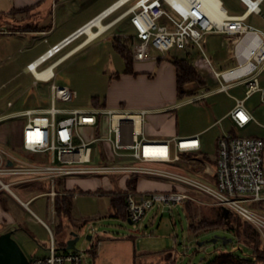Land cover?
<instances>
[{
    "label": "built area",
    "instance_id": "2783aa9c",
    "mask_svg": "<svg viewBox=\"0 0 264 264\" xmlns=\"http://www.w3.org/2000/svg\"><path fill=\"white\" fill-rule=\"evenodd\" d=\"M238 1L245 6L242 15H229L220 2L224 10L220 22L209 18L198 0H126L100 22L103 24L109 16L128 6L114 22L127 19L132 27V62L155 60L152 51L161 54L162 58L173 51L195 54L192 65L208 86L215 82L219 85L218 92L226 93L233 87H243V99L234 98L235 105L226 116L235 129L243 130L251 123L257 124L246 108V102L258 95L259 102L264 105V82L261 81L264 75V31L247 23L250 16L261 14L264 0ZM92 20L26 66L34 79V86L38 83L47 85L51 106L12 116L26 118L21 128L20 149L32 155L49 153L50 157L46 163L8 158L11 164L7 165L0 152V186L8 187L3 184L2 177L23 178L18 183L46 182L50 189L45 196L54 204L58 195L55 190L57 180L98 175H121L126 179L162 178L171 183L170 190L122 192L126 221L138 223L155 206L184 205L195 202L194 197L200 195L211 205L236 214L264 236V215L254 207L264 202L263 139L224 133L216 140L214 160L196 162L191 158L184 159L182 155L200 152L198 136L175 137L162 142L148 140L143 133L149 114L146 110L105 108L84 111L55 107L57 102L68 103L76 98L69 88L54 83V71L87 45L82 46L88 38L82 29ZM91 30L97 28L91 27ZM207 35L223 37L226 58L233 62L232 66L221 71L214 69L201 43ZM82 37L86 39L48 64ZM96 144L100 146L96 157L103 155L112 163H93V146ZM116 161L121 164H113ZM177 163L184 171H171L160 166ZM63 194L77 198L76 193ZM46 229L49 233L46 254L28 260V264H85V252L57 249L51 230Z\"/></svg>",
    "mask_w": 264,
    "mask_h": 264
},
{
    "label": "rangeland",
    "instance_id": "374dc122",
    "mask_svg": "<svg viewBox=\"0 0 264 264\" xmlns=\"http://www.w3.org/2000/svg\"><path fill=\"white\" fill-rule=\"evenodd\" d=\"M114 1L63 0L61 5L54 10L53 17L49 10L44 25L48 27L54 25L55 34L60 35L64 30L81 25ZM220 2L229 15H242L245 12V6L238 0H220ZM126 9L128 6L109 16L103 24H111ZM30 19L29 12L0 14V85L3 84L0 88V110L2 116H13L26 110H44L51 106L47 86L45 84L33 86L32 77L22 72V67L40 55L47 45L41 44L35 38L33 41L29 36H11L30 29L28 26L33 23ZM247 23L264 31V2L261 5V14L250 16ZM132 35L133 30L124 20L119 26L108 28L58 66L54 71L56 74L54 83L59 87L69 88L75 93L76 98L68 103L57 102L55 107L89 111L93 108V98H98L102 102L107 93L112 90L110 86L113 76L118 74L121 77L125 67L120 55L112 48L111 40L114 36L124 40ZM55 37L57 39L58 36ZM85 39L82 37L73 42L62 54L74 49ZM201 43L207 57L212 59L216 71L232 66V62L226 58L223 37L218 35L204 37ZM152 54L162 57L155 51H152ZM171 54L183 56L181 52L173 51ZM187 88L192 96L181 100L176 99L177 106L171 109L172 112L164 115L167 117L165 120H168L167 132L172 131V133L184 135L207 129L214 123L216 124V121L232 108L234 98L243 99L244 97L243 87H233L228 93L218 92L219 85L215 82H210L209 86L207 84L203 87L192 85ZM122 89L124 94L128 93L125 89L133 93L138 92V88L133 85L122 86ZM150 91L155 99L165 96L156 87ZM7 103L13 104L14 107L11 110L8 109ZM247 106L252 109L257 124L251 123L244 130H237L235 133L243 138L257 137L264 140V105L259 102L257 95L247 102ZM129 108L128 101L118 107V109ZM25 121L24 117L12 119L10 125L12 141L5 155L3 151H0L2 159L4 162L8 158L24 162L29 160L48 162L49 153L32 155L18 149L21 142V128ZM212 127L200 136L201 154L199 157L205 156L209 161L214 160L217 137L229 133L232 126L228 120H224L216 124L214 128ZM99 147L98 144L93 146L95 155L93 163L95 165L112 163L108 162L103 155L101 158L96 157ZM113 164H121V162L116 161ZM160 166L167 170L180 171L181 164ZM17 178V182L23 179ZM142 178L143 182L134 187L128 186L127 179L121 175L72 177L63 180L65 185L67 182L70 184L69 191L77 194V198H72L70 220L53 217L52 203L45 196L37 197L30 205V210L49 226L57 249L63 250L65 248L63 245H66L70 239V234H76L78 241L75 244V250L85 252V264H209L221 253H231L237 256L249 255L250 251L247 247L225 229L215 228L196 233L190 230L191 224H196L201 218L214 219L218 211V208L211 205L204 196H195V202L187 205L155 206L142 220L131 225L122 217L116 216L115 211L110 207L111 192H160L161 185H167L171 189V183L168 180L153 177ZM21 184L20 187L25 194L19 196L24 202L43 191L41 189L43 182L33 186L30 183ZM254 207L263 214L264 202ZM14 215L17 218V225L8 229L9 232H13L12 238L25 257L31 260L34 257L45 255L49 246L48 231L29 212L20 207H16ZM59 222L62 224L61 229L57 228ZM88 236L92 238L90 241L86 239ZM214 240L216 242H213ZM92 253L94 255H90Z\"/></svg>",
    "mask_w": 264,
    "mask_h": 264
},
{
    "label": "crops",
    "instance_id": "0c3cea01",
    "mask_svg": "<svg viewBox=\"0 0 264 264\" xmlns=\"http://www.w3.org/2000/svg\"><path fill=\"white\" fill-rule=\"evenodd\" d=\"M62 1L63 0H60V1H56V0H0V14L8 15L10 14L11 11L27 9L28 11L26 12H29L31 15L30 21L33 22L32 25H29L28 27L32 29L31 30L28 29L27 31H21V32L12 34L11 36H20V37L29 36L32 38L33 41L35 38V40L39 41L41 44L47 45L46 49L41 53L43 54L48 48L59 43L60 41L67 38L68 36H70L72 33H74L76 30H78L88 21L95 18L98 14L108 9L118 0H115L114 2L104 7L103 9L99 10L95 15H93L87 21L83 22L81 25L76 26L70 30L69 29L64 30L61 32L60 35H56L55 26L51 25L48 27V26H45L44 23L48 18L49 10L53 17L54 10L57 9L58 5H61ZM121 21H124V20L114 22L113 27L117 26L118 23ZM125 21H127V23L129 24V21L127 19H125ZM129 27L132 29L130 24H129ZM55 36H58L57 39H55L56 38ZM209 36H213V35H207L205 37H209ZM44 39H46V43L44 42ZM70 50H68L67 52H69ZM152 56L155 58V60H150L146 62H132L133 63L132 64L133 74L122 73L121 77H118L116 79L113 78L112 80L110 79L111 80L110 87H112V90L109 93H107L106 97H104L102 102L100 101L101 103H104L106 109L117 110L119 106H123L124 104H126V101H128V104H130V108L126 110H129V111L146 110L148 111L149 114L147 116L146 123L143 127V133L148 140L160 141V142L167 141L175 137L184 138V137H192V136H198L199 141H200V136L205 131H207L210 127L213 126L212 128H214L216 124H219L224 120H228L229 123L231 124L230 120L226 116L231 111V109L234 107L235 101H234L232 108L229 109L221 117L220 120H217L216 124L214 123L212 126H210L207 129H204L196 133L184 134V135H179L178 133H172V131L167 132L166 123L168 120L167 119L165 120V118L167 117H165L164 115L165 113L172 112L171 109L177 106L176 104V99H177L176 70L174 66L168 61V59H166L167 56H165V58L156 57L153 54ZM28 64L22 67V72L25 75H30L32 77V75L26 69V66ZM121 81L123 82L121 83ZM261 81L262 83L264 82V75L261 77ZM32 84L34 86V79H33ZM39 84H42V83H38L35 87H37ZM126 85H129V86L133 85L137 87L138 92L133 93L130 90L125 89V91H128V93L124 94V92L122 91L123 90L122 86H126ZM1 86H3V84L0 85V88ZM155 87L157 88L158 91H162L164 93L165 96L163 98H158V99L153 98L150 90ZM247 102L245 106L248 109V111L252 113V109L247 106ZM9 104L11 103H7V108L11 110L14 107V105L11 104V106H9ZM105 108H94L93 107L92 109H105ZM33 110H40V109H33ZM1 114L2 112L0 110V151H3L5 155L8 152L7 148L10 147L11 145L10 143L12 141L10 139L11 138L10 125H11L12 119L14 118L12 116H2ZM162 131H165V133H162ZM236 131L237 129H235L232 126L229 132L236 134L235 133ZM221 135H219L217 139ZM200 144H201V141H200ZM215 145H216V142H215ZM18 147H19L18 149H20V146ZM106 147H107V150H109V146H106ZM200 154H201V150L196 155H182V157L184 159H190V158L194 159L196 162L197 160L198 161L208 160V159L200 158L199 157ZM1 158H3L2 155H1ZM5 162L7 165L11 164V162L8 159ZM180 171H184V168L182 167V165L180 167ZM17 181H18L17 177H13V178L12 177H2L3 184L8 185V187L3 188L0 186V235L9 232L10 230L8 228L15 227L17 225V218H16V215H14L16 207H20L21 209H24L27 212H29L36 219V221L39 222L45 229L46 227L49 228V226L44 221H42L35 213H33L30 210V205L33 203V201L39 196H45V194L41 193L37 196L32 197L27 202H24L20 198L19 195L25 194V191L21 189L20 187V185L22 184L18 183ZM142 182H143V178L141 177L137 179L135 186ZM43 183L47 184L46 182H43ZM30 185L33 186V185H38V184L37 183L35 184V182H32V184L30 183ZM69 186L70 184H68V182L66 183V185L65 183L63 184L62 186L63 193L70 192ZM166 189L169 190L170 188L167 185L166 186L161 185V189H160L161 191H167ZM262 213L264 215V212ZM52 216L57 217L54 211L53 204H52ZM52 223H54V221H52ZM261 240H262V244L264 247V236L262 235H261Z\"/></svg>",
    "mask_w": 264,
    "mask_h": 264
},
{
    "label": "trees",
    "instance_id": "16d2710c",
    "mask_svg": "<svg viewBox=\"0 0 264 264\" xmlns=\"http://www.w3.org/2000/svg\"><path fill=\"white\" fill-rule=\"evenodd\" d=\"M60 1V0H56ZM27 9L11 11V13H25ZM122 24V21L117 26ZM32 29V28H30ZM112 48L120 55L124 62V74H133L132 59H131V38L122 40L121 38L114 36L111 40ZM193 54H183L182 57L169 53L167 55L168 61L174 66L176 70V92L177 99L181 100L184 97L192 96L191 91L188 90L189 86H205L204 80L201 78L197 70L192 65ZM119 75L115 74L113 78H118ZM112 79V78H111ZM92 104L94 108H105L104 103H101L98 98H93ZM204 159L205 156H201ZM127 184L130 187H134L136 184V178L127 179ZM63 180H57L55 184V190L58 195L54 198V211L58 218L61 220L71 219L72 198L68 194H63ZM42 194L49 192V184H44L41 188ZM186 202L184 205L190 204ZM110 207L115 211L116 216L126 219V204L125 199L122 196V192L110 193ZM215 207V206H214ZM218 208L214 219L201 218L196 224L190 225V230L194 233L199 231H205L208 229L221 228L232 233L239 242L247 247L250 251L248 256H237L231 253H221L216 256L209 264H264V247L259 232L252 227L246 221H243L239 216L231 211ZM88 222V221H85ZM58 229L62 228V224L59 222ZM65 246V245H63ZM91 251H94L91 249ZM92 255H94L92 253Z\"/></svg>",
    "mask_w": 264,
    "mask_h": 264
},
{
    "label": "bare ground",
    "instance_id": "6f19581e",
    "mask_svg": "<svg viewBox=\"0 0 264 264\" xmlns=\"http://www.w3.org/2000/svg\"><path fill=\"white\" fill-rule=\"evenodd\" d=\"M124 1L126 0H118L116 3H114L112 6H110L108 9L104 10L100 14H98L87 26H85L82 29V32L84 34H87L88 38L83 42L82 46H85L86 44H89L91 41H93L95 38L100 36L104 31H106L108 28L113 26L114 21L111 24L104 25L100 22L102 18L107 17L110 12H112L115 8L120 6ZM203 10L206 12L207 16L215 21L220 22L224 17V10L221 8V4L219 0H198ZM91 27H96L97 30L92 31ZM37 76L40 77V75L37 73ZM6 188V187H4Z\"/></svg>",
    "mask_w": 264,
    "mask_h": 264
},
{
    "label": "water",
    "instance_id": "95a60500",
    "mask_svg": "<svg viewBox=\"0 0 264 264\" xmlns=\"http://www.w3.org/2000/svg\"><path fill=\"white\" fill-rule=\"evenodd\" d=\"M127 222L130 225L132 224L130 221ZM12 233L7 232L0 235V264H28V259L18 244L13 240ZM86 239L90 241L92 238L88 236ZM77 241V235L71 233L70 239L66 242L65 250L76 251L75 244ZM213 242H216V240Z\"/></svg>",
    "mask_w": 264,
    "mask_h": 264
}]
</instances>
